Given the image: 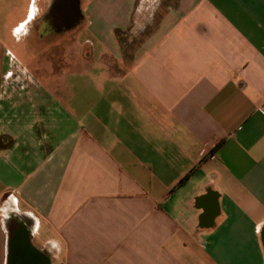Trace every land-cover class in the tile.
<instances>
[{
  "label": "crops",
  "instance_id": "obj_1",
  "mask_svg": "<svg viewBox=\"0 0 264 264\" xmlns=\"http://www.w3.org/2000/svg\"><path fill=\"white\" fill-rule=\"evenodd\" d=\"M8 1L0 264L20 226L50 264H264V0H79L90 68L45 85Z\"/></svg>",
  "mask_w": 264,
  "mask_h": 264
},
{
  "label": "rangeland",
  "instance_id": "obj_2",
  "mask_svg": "<svg viewBox=\"0 0 264 264\" xmlns=\"http://www.w3.org/2000/svg\"><path fill=\"white\" fill-rule=\"evenodd\" d=\"M43 2V0H19L18 3H16V7L19 9L17 16L22 22L20 29L16 33V37H20L22 40L21 50L16 54L18 55L21 63L30 71H32V73L36 74L38 80L45 85L51 76L57 77L66 70L64 59H67L68 57L70 59V73L82 72L84 70H88L90 67L89 65H85L84 62H82V55L84 53V35H80L78 37L76 34L72 33L70 39H72V42L74 41L75 45L70 48L65 47L64 49L59 46L57 51L55 48L46 49L44 47L45 44H41L39 42V34L31 29L34 23V19H32V17L36 13L37 9L43 7ZM90 2L91 0H86L84 4H89ZM102 2L104 5L106 4L107 9H109L110 3L113 5V2L115 1L103 0ZM5 4L8 6L9 1L6 0ZM117 7L119 10L124 11V1H121ZM36 17L40 18V16ZM104 22L109 25V21ZM58 39L63 42L64 40H67L68 37L64 36ZM56 83L58 82L56 81Z\"/></svg>",
  "mask_w": 264,
  "mask_h": 264
},
{
  "label": "flooded vegetation",
  "instance_id": "obj_3",
  "mask_svg": "<svg viewBox=\"0 0 264 264\" xmlns=\"http://www.w3.org/2000/svg\"><path fill=\"white\" fill-rule=\"evenodd\" d=\"M43 7L37 9L32 30L45 39L57 51L60 37L67 36L81 22L79 0H43Z\"/></svg>",
  "mask_w": 264,
  "mask_h": 264
},
{
  "label": "water",
  "instance_id": "obj_4",
  "mask_svg": "<svg viewBox=\"0 0 264 264\" xmlns=\"http://www.w3.org/2000/svg\"><path fill=\"white\" fill-rule=\"evenodd\" d=\"M9 264H50V261L32 245L27 229L20 226L11 239Z\"/></svg>",
  "mask_w": 264,
  "mask_h": 264
},
{
  "label": "built area",
  "instance_id": "obj_5",
  "mask_svg": "<svg viewBox=\"0 0 264 264\" xmlns=\"http://www.w3.org/2000/svg\"><path fill=\"white\" fill-rule=\"evenodd\" d=\"M263 110H264V108H263Z\"/></svg>",
  "mask_w": 264,
  "mask_h": 264
}]
</instances>
